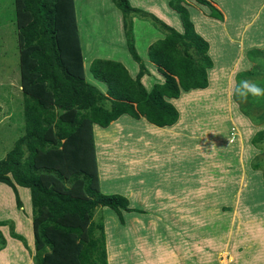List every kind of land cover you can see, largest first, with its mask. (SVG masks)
I'll use <instances>...</instances> for the list:
<instances>
[{
    "label": "trees",
    "instance_id": "16d2710c",
    "mask_svg": "<svg viewBox=\"0 0 264 264\" xmlns=\"http://www.w3.org/2000/svg\"><path fill=\"white\" fill-rule=\"evenodd\" d=\"M180 1L169 0L168 5L179 14L182 33L127 0H112L122 13L134 60L133 16L148 19L163 32L148 45L147 56L164 80L146 92L121 63L95 58L89 72L105 84L102 94L84 78L73 0H13L23 133L0 158V182L13 190L17 208L21 202L15 184L29 189L34 264H108L103 224L100 216L93 219L94 210L110 208L121 224V212L134 211L123 195L100 191L92 124L106 127L127 113L157 126L172 125L178 111L168 99L182 90L207 87V70L213 65L206 54L208 42L195 33ZM197 1L210 8L209 16L221 19L209 1ZM256 51L247 52L251 61ZM240 111L249 117L241 106ZM263 135L264 130L256 131L250 143L258 148ZM250 167L259 169L255 162Z\"/></svg>",
    "mask_w": 264,
    "mask_h": 264
},
{
    "label": "crops",
    "instance_id": "0c3cea01",
    "mask_svg": "<svg viewBox=\"0 0 264 264\" xmlns=\"http://www.w3.org/2000/svg\"><path fill=\"white\" fill-rule=\"evenodd\" d=\"M127 1L130 6L154 16L174 31L183 32L179 14L168 5L169 0ZM207 1L219 10L222 16L221 19L209 16L210 8L197 0H181L180 4L186 9L188 19L195 33L208 42L209 36L227 32L223 29L220 30L217 24V21L224 22L226 17L221 5L216 0ZM219 1L224 3V0ZM250 1L247 2L246 9H248ZM73 4L84 78L88 84L95 87L100 93L105 94V84L95 79L89 72L90 62L95 58L121 63L128 75L132 79L137 78L146 92L150 90L154 83L163 82L164 76L158 72L156 66L148 60L147 56L148 45L156 39L162 38L163 33L145 20L138 19L135 16L131 18L132 45L138 57V61H136L128 48L122 13L112 0H73ZM255 12L257 13V9ZM248 46L250 45L248 44ZM242 47L241 44L232 46L231 59L233 61L236 60L235 52L238 53L239 49L242 50ZM261 47H264V45L256 48ZM207 51L210 56L209 42L206 54ZM140 67L143 68L141 73L139 72ZM212 67L207 70V77ZM225 77L222 82L228 84L226 82L228 74H225ZM209 79L208 85L204 89L182 90L177 98L162 96L164 101L168 102L169 100L178 111V119L172 125L157 126L148 122L143 116L133 118L127 113L118 115V118L116 117L117 119L115 118L106 127H101L96 123L92 124L99 178L98 185L102 193L117 192L126 196L130 208L136 206L141 210L166 212L167 215H170V212L178 210L199 211L201 209V195L204 196L206 192H209L207 190L201 193V180L207 179L208 182L209 179H213L211 185L215 186L217 184L215 177L218 176L220 182V178L225 175V178L230 177L234 171H236V176L239 173L240 176H245V179H248L247 184L243 185L244 188L254 178L253 191L250 192L253 197H256L257 191H262L263 187L258 179V171L248 167V158L244 156L245 148H247L246 141L243 144L241 143L240 153L237 154L239 160L236 159L234 163L231 156L223 157L220 151H217V147H223L224 149L229 145L228 138L232 133L231 127L234 122L231 119V112L233 105H236L232 99V89L228 87L227 90L218 94L223 96L226 94L228 98H224L221 105L213 104L210 108L195 109L197 100L201 101L208 95L217 93L212 92ZM207 88L208 90H206ZM185 106H187L186 115L183 116L181 111L184 112L182 107ZM235 108L237 109L236 113L240 115L237 105ZM194 111H208L205 113L206 120H208L209 115H213V124L200 120L199 117L195 118L193 116ZM217 114L220 124L218 129L224 127L229 118L225 130L226 138L220 136L215 125V123L217 124ZM244 124L247 126L248 123ZM251 127L252 129L255 128L253 125ZM240 128L241 126H238L235 133L239 134L241 139L242 132ZM253 151L254 147L251 145L250 154ZM120 154H124L126 160L121 161ZM235 165L238 168L236 167L233 170L232 167ZM190 184L192 189L188 188ZM194 184L197 186L196 190H194ZM198 187L200 188L199 191ZM158 188H165L164 194L155 192ZM15 191L21 202L19 208L15 205V195L11 187L0 182V252L4 251L10 242H15L17 248L12 254H0V264H34L32 261L33 233L29 189L15 184ZM220 191L216 190L213 193H208V195L212 196L214 194L215 196L218 192L219 196L229 194L228 190L222 189ZM247 191L246 188L245 192ZM186 194H192V200L186 199ZM194 194H197V196ZM194 200L197 202L196 205H194ZM104 207L106 206L102 208L103 213L105 210L113 213L110 208L105 209ZM122 214V224L118 223L116 218H107L108 220L111 219L112 224L114 221L117 228L116 238L113 239V243L116 244L114 246V250L116 249L115 254H119L117 251V248L119 249L121 245L119 237H126L122 233L126 224L128 223L131 228L139 225L131 220L140 221L142 219L138 213L122 211ZM112 216L115 217L116 214L114 213ZM177 218L163 219L158 216V219H154V225L160 224V228L166 225L169 237L165 240L166 242L169 241V246L173 252L177 253L169 255L167 264H199L198 230L192 231L193 236L196 233L197 239L192 238L190 242L189 236L184 231L177 229L176 223L183 222V219H179V216ZM22 223L25 227L19 230L18 225ZM141 223L143 226L152 225L151 222L146 225L144 220ZM10 232L21 236L23 241L12 237ZM183 250L187 254H183ZM195 251H197V254H194ZM121 252L123 254L118 255L117 264H121L122 260V264H128V261L124 260L130 259V257L126 259L124 251ZM251 259L252 257L250 258L249 255H243L239 264H247Z\"/></svg>",
    "mask_w": 264,
    "mask_h": 264
},
{
    "label": "rangeland",
    "instance_id": "374dc122",
    "mask_svg": "<svg viewBox=\"0 0 264 264\" xmlns=\"http://www.w3.org/2000/svg\"><path fill=\"white\" fill-rule=\"evenodd\" d=\"M216 1L219 2L226 14L225 21H217V24L220 30L223 29L227 32L224 34H213L207 39L210 44V56L214 62L212 69L208 73V78H210L212 92L217 93L208 95L201 101L195 100V109L210 108L213 104L221 105L224 98H228L226 94L224 96L218 94L227 90L228 87L232 89V99L236 102L240 115L236 113V105L233 102L234 107L232 108L231 119L234 124L231 127L232 135L230 134L228 138L229 145L224 149L223 147H217V151H220L223 157L231 156L234 159L232 160L234 163L236 159L239 160V155L237 156V154L240 153L241 143L243 144L246 141L247 148H245L244 156L248 158V167L250 169L252 162L258 165L259 169L256 170L258 171L259 182L263 187L262 191H257L256 197H253V194L250 193L253 191V178L246 187L248 191L245 192L246 188L243 185L247 184L248 179H245V176H240L239 173L236 176V171H234L227 178H225L226 175L224 173L225 176L220 178L221 183L218 180V176L215 177L217 182L215 186L211 185L213 179H209L208 182L207 179L201 180V193L207 190L209 192H206L204 196L201 195V209L199 211L178 210L167 215L166 212L145 211L134 206L132 208L134 211L130 212L138 213L142 219L140 221L131 220L139 224L131 228L128 223L126 224L122 231L126 237H119L121 245L119 249L117 248L119 254H123L121 251H124L126 259L130 257V259L124 260L128 261V264H167L169 255L177 254L169 246V241L166 242L165 240L169 237L166 225L162 228H160V224L154 225V219H158V216L163 219H178L177 216H179V219H183L182 223H176L177 229L184 231L189 236L190 242L192 238L194 240L197 239L196 233L193 236L192 231L198 230L199 264H239L243 255L252 257L247 264H264V135L258 143V148L250 143V139L256 131L264 130V96H249L247 100H244L235 94L236 87L243 80H249L260 87H264V47L256 48L264 45V0H251L248 3V9L245 6H247L246 4L249 0H224V3L219 0ZM256 9L257 13L255 12ZM141 20L151 24L148 19ZM151 25L154 26L153 24ZM154 27L163 33L156 26ZM234 44H241L243 47L242 50L239 49L238 53L235 52L236 60L233 61L231 59V49ZM251 49L258 50L253 55H250L253 61L250 60L247 54ZM19 66L13 0H0V158L12 146L14 140L23 133ZM250 69L252 71L247 72ZM224 73L228 74L226 82H228L229 86L222 82L223 78H226ZM103 105L108 104L104 101ZM240 106L249 113V117L241 114ZM182 108L184 112L181 111V115L185 116L187 106ZM207 112L194 111L193 116L213 124L214 116L209 115L208 120H206L205 113ZM216 121L217 124L215 123V125L218 129L220 125L218 114L216 115ZM243 121L248 123L247 126ZM228 123L229 118L226 125L218 129L222 138H226L225 130ZM252 125L255 128L253 127L252 129ZM238 126H241V139L240 135L235 133V129ZM251 145L254 147V151L250 154ZM120 158L121 161L126 160L124 154H120ZM236 167L235 165L232 169L235 170ZM188 188L192 189V185L190 184ZM196 189L197 186L194 184V190ZM199 189L198 187V191ZM222 189L228 190L229 194L219 196L218 192L215 196L214 194L212 196L208 195V193ZM164 190L165 188H158L155 192L164 194ZM194 195L197 196V194ZM213 196L214 198H212ZM186 199L192 200V194H186ZM196 204L197 202L194 200V205ZM102 208L97 207L94 210L93 219L97 220L98 216L101 217L102 224H104L103 234L105 233L109 264H117L119 254H115L116 249L114 250V246L116 244L113 243V239L117 235V228L114 221L112 220V224L111 219L108 220L107 218H116L117 222H120L117 216H112L114 214L113 210H111L113 213H109L107 210L103 213ZM104 208L106 209L107 207ZM121 217L123 221L122 212ZM142 220H144L146 225L148 222H151L152 225L143 226ZM132 224L134 225V223ZM24 227V223L18 225L19 230ZM159 231L160 233H158ZM188 236L185 237L187 238ZM15 244V242H10L0 254H12L17 249ZM183 254H187L186 251L183 250ZM194 254H197V251Z\"/></svg>",
    "mask_w": 264,
    "mask_h": 264
},
{
    "label": "clouds",
    "instance_id": "9594fccd",
    "mask_svg": "<svg viewBox=\"0 0 264 264\" xmlns=\"http://www.w3.org/2000/svg\"><path fill=\"white\" fill-rule=\"evenodd\" d=\"M235 94L244 100H247L249 96L260 97L264 96V87L249 80H243L236 87Z\"/></svg>",
    "mask_w": 264,
    "mask_h": 264
},
{
    "label": "bare ground",
    "instance_id": "6f19581e",
    "mask_svg": "<svg viewBox=\"0 0 264 264\" xmlns=\"http://www.w3.org/2000/svg\"><path fill=\"white\" fill-rule=\"evenodd\" d=\"M237 193V192H236Z\"/></svg>",
    "mask_w": 264,
    "mask_h": 264
}]
</instances>
